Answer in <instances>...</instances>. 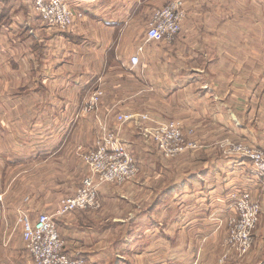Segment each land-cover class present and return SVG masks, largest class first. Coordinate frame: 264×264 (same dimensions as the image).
I'll return each instance as SVG.
<instances>
[{"label": "crops", "instance_id": "1", "mask_svg": "<svg viewBox=\"0 0 264 264\" xmlns=\"http://www.w3.org/2000/svg\"><path fill=\"white\" fill-rule=\"evenodd\" d=\"M170 1L73 0L72 7L81 12L82 16L75 19L69 31L61 33L41 25L32 24L28 28L22 25L21 22H28L24 21L22 14H30L33 0H0V8H4L10 15L9 22L0 27V51H4L3 47L9 51L17 49L19 46L14 38L19 35L23 38L20 42L23 48L19 47L22 63L19 66L8 61L10 69L0 87V158H3L0 159L3 169L1 188H4L3 181H6L8 168L33 162L38 166L62 156L61 153L70 148L76 152L80 149L76 147L79 143L90 151L95 143L89 139L91 129L95 128L98 134L101 124L106 131H114L117 127L116 114H142L141 110L123 108L122 101L126 100V95L121 91L124 89V81L136 88L135 93L131 92L127 96V100L139 97L143 90L167 92L161 100L170 105L171 109L177 110L180 107L183 113H178V119L184 121L185 127L194 129L201 144H209V148L202 152L212 153L207 159L201 160L202 165L212 164L216 154L213 153L217 150L214 146L216 141H206L207 131L213 126L220 125L224 119L236 120L242 114L248 117L249 114H264V106H259V109L246 107L247 102L241 89L248 87L244 84L237 87L235 79L239 72L243 73L241 70L251 66L247 63L246 55L250 62L253 57L264 56L263 48L250 47L252 39L264 36L261 32L264 0H183L186 18L176 41L171 46L146 43V26L152 12ZM17 22L20 24L18 30ZM253 24L257 25L254 29L251 26ZM140 47L143 50L139 64L133 68L129 60ZM1 58L0 62L4 61ZM253 65L256 69L262 67V59L256 58ZM19 70L24 78L20 92L12 79L13 73ZM222 72H231L227 75L229 79L221 77ZM245 77L249 79L252 76ZM97 88L103 91L98 111L81 113L83 103ZM181 94L184 95L183 100ZM250 97L249 101L254 102ZM19 105V111H14ZM257 109L259 112L255 113ZM150 115L154 119L158 117L152 113ZM190 120L195 124L194 127L190 126ZM195 128H199L200 132ZM222 163L219 164L220 168L224 165L231 168L239 163L245 165L241 159H226ZM85 171L87 175L86 166ZM134 184L138 188V183ZM128 186L116 187L124 190ZM103 187L98 192V199L105 203L116 198L105 195ZM2 196H5L4 193L0 195V264H25L24 260L28 257L22 237L19 243L11 245L10 239L5 236L7 223L11 222L10 213L15 214L17 220L20 212L29 215L34 213L28 210L31 205L36 212L47 210L44 205H39L42 196L38 194L31 196L34 203L30 197L29 205L23 195L18 203L8 205L5 202V206L1 203ZM123 198L119 196V199ZM154 202L146 210L140 211L138 217L150 219L156 211ZM87 214L75 212L55 220L64 242L65 254L71 258L85 259L88 264H97L99 259H102L100 263L109 264L108 256L100 253L98 243L99 237L111 227L103 228L102 233L100 229L94 230ZM117 224V228L125 226L123 221ZM181 226L187 228L177 223L130 226L126 238L118 246L122 251L132 243L131 239L144 236L147 230L153 240L140 245L141 249L133 252L131 263L120 255L115 257L113 264H201L200 257L187 256V248L192 247L189 241L192 239L182 234L184 230ZM194 230L197 232L195 235L201 238L213 231L201 227ZM210 242L207 240L194 247L204 252L205 248L211 247ZM156 243L163 250H156ZM116 244L113 243V248ZM160 253L162 255H157ZM260 264H264V260Z\"/></svg>", "mask_w": 264, "mask_h": 264}, {"label": "rangeland", "instance_id": "2", "mask_svg": "<svg viewBox=\"0 0 264 264\" xmlns=\"http://www.w3.org/2000/svg\"><path fill=\"white\" fill-rule=\"evenodd\" d=\"M23 12L26 13L25 10ZM262 14L264 16V9L262 10ZM22 18L25 19L24 21H28L21 22L26 28L34 24L51 29L44 23L42 16L35 12L33 2L30 14H22ZM16 24H18L16 27L18 30L20 24L19 22ZM261 25V32L264 34V24ZM251 26H253V29L257 27L254 24ZM15 34H18V32L15 31ZM9 35L11 36L12 34ZM14 39L17 45L22 47L20 42L23 41V38L19 35ZM162 44L166 45L165 43ZM0 45H2L1 41ZM19 47L17 49L12 48L11 51L3 47L5 52L3 50L0 51V56L4 58V61L1 58L2 62H0V87L1 82L8 75V69H10L8 61L11 60L13 65L19 66L22 63V54ZM250 47L264 49V36L255 40L252 39ZM245 57L248 58L247 63L251 66L246 67L245 70H241L243 73L239 72L237 74L238 77L235 78L237 80L236 86L244 84L248 87L241 89V92H244L242 96L247 102L246 107H263L264 56L253 57L252 62H250L248 55ZM256 58H260L263 61L262 67L257 65L258 69L253 65L256 62ZM230 73L222 72L221 77L229 79L227 75ZM233 75L236 76L235 72ZM246 75H251L252 77L247 79ZM22 77L23 74L20 70L14 72L12 75L18 92H20L21 85H23L24 78ZM121 91L126 95V100L122 101L123 108H129L128 110L130 111L141 110L140 113L149 115L155 122L180 121L178 113L182 114L183 110H180V107L177 110L171 109L170 105L161 100L167 92L163 90H147L144 92L143 90L139 97L134 98V100H127V96L131 92L135 93L136 88H133L126 81H124V89ZM249 95H251L250 98L254 102L251 103L249 101ZM110 99L113 100V97L110 96ZM181 99H184L183 94H181ZM256 101L258 104H255ZM19 107L20 105L14 111H19ZM258 109L253 111L257 113L259 112ZM149 113L155 114L158 117L154 119ZM259 114H249V117L242 114L243 116L236 120L224 119V121L220 122V125L213 126L211 130L207 131L206 141H216L214 146L217 149L213 152L216 153L214 161L209 165H202L200 163L201 160L207 159L209 154L212 153L202 152L209 148L207 146L209 144L205 145L202 143L204 144V148H202L201 141L194 133V129L185 127V123L182 120L180 122L183 125L186 142L194 141L199 147L193 151H185L173 158L164 157L159 146L145 134L144 129L148 128L150 123L137 121L123 125L121 127V139L128 147L139 171L132 181L124 185V187L129 185L124 190L118 189V186L105 185L103 193L107 196L113 195L116 198L112 200L108 199L109 201L105 203L99 199V209L86 211L87 215H89L90 224L94 225L92 226L94 230L100 229L102 233L104 231L102 230L103 228L111 227L99 237L100 243H98L100 253L108 256L109 264H113L115 257L120 255L131 263L133 252L140 250L139 246L144 243L146 244L147 241L152 242V236H148L149 232L147 230L144 236L131 239L132 243H129V246L124 251L119 249L118 246L121 240L126 238L127 230L131 228L130 226L137 224L164 226V224L174 225L176 223L187 226V228L181 226L184 230L182 234H185V237H188L189 240L192 239L189 241L192 243V247L187 248V256L200 257L199 261H201V264H217L220 260H222V264H260V261L264 260V174L253 163L247 161V159H244L245 165L239 163L231 168L225 165L221 168L219 166L226 159L240 160L238 156H228L226 154L228 145H245L260 152L264 157V114ZM190 122L192 123L190 126L194 127L195 124L192 120ZM196 131L200 132L199 128ZM210 131H213V133ZM189 132L193 133L189 136ZM101 137L102 132L100 130L97 134L95 128L91 129L89 139L92 142H96ZM76 147L80 149H77L75 152L74 149L70 148L65 153H61L62 156L49 159L38 166L33 162L25 166L8 168L6 171V181H3L4 188L0 187V195L3 193L5 195L2 196L1 203L5 206V202L8 205L11 203L14 205L19 202L23 195L25 196V201H28L31 196L38 194L42 196L39 199V205H44L47 211L36 212L37 210L32 205L28 210L34 212L33 214L53 215L59 201L63 198L72 197L79 187L82 178L86 175L83 156L89 149H84L81 143L76 145ZM213 164L218 166H212ZM0 176H3L1 164ZM135 182L138 183V188L134 186ZM244 193L249 195V201L252 205H258L259 212L258 222L251 233L252 241L250 247L246 253L242 254L237 247L227 243L225 239L228 235L229 222L237 216L235 203L231 199V196L233 194L242 195ZM119 196H124L125 198L119 199ZM153 200L157 204L156 211L152 214V217L150 219L147 217H144V219L139 218L138 214L140 211L146 210L153 203ZM31 201L34 203V199ZM27 203L29 205L30 201ZM49 211H51V214H48ZM26 214L29 215L28 213ZM31 214L29 216L31 219H34L36 215L32 214V216ZM19 218L20 215L16 220V215L10 213L11 222L8 221L7 223L5 236L10 239L11 245L19 243L21 239ZM120 221H123L125 226L117 228L119 225L117 222L120 223ZM197 227L213 231L209 235L203 236L204 238H201L195 235L197 232L194 229ZM0 234L2 235V233ZM207 240L211 241V247L209 249L205 248L204 252H199V249L194 247V245L206 242ZM114 242L117 244L113 248ZM155 247L156 250H163V247L159 246V243H156ZM166 252L164 251V253ZM157 255H162V253ZM27 257L24 260L25 264H34L28 255ZM98 261L101 262L102 259ZM100 262L97 264H105ZM11 264L15 263L12 262ZM17 264L20 263L17 262Z\"/></svg>", "mask_w": 264, "mask_h": 264}, {"label": "built area", "instance_id": "3", "mask_svg": "<svg viewBox=\"0 0 264 264\" xmlns=\"http://www.w3.org/2000/svg\"><path fill=\"white\" fill-rule=\"evenodd\" d=\"M73 0H33L34 10L51 29L67 32L80 18L81 12L72 7ZM186 18L183 0H172L162 8L154 10L147 23L145 32L146 43H165L172 45L182 30ZM142 47L129 60L131 67L139 64ZM103 91L94 90L83 103L81 113H94L100 106ZM141 121L150 123L145 134L156 143L164 157L173 158L185 151L196 150L199 146L194 141L186 142L183 125L180 121L155 122L147 114L124 113L116 114L117 127L114 131H106L100 124L102 137L94 143L92 150L83 156V163L88 174L85 175L75 194L59 201L53 215L38 214L31 219L25 212H20L21 237L27 255L34 264H88L85 259L71 258L65 254L64 242L57 229L55 218H64L75 212L95 211L100 203L98 192L104 185L123 186L132 181L139 168L128 147L121 139V127L127 123ZM193 132H189V136ZM226 153V151H225ZM228 156L247 159L264 174L263 155L245 145H228ZM264 176V175H263ZM237 212L228 226L226 242L234 245L244 254L249 249L252 236L258 222V205H252L249 195H232ZM217 264H222L220 260Z\"/></svg>", "mask_w": 264, "mask_h": 264}, {"label": "trees", "instance_id": "4", "mask_svg": "<svg viewBox=\"0 0 264 264\" xmlns=\"http://www.w3.org/2000/svg\"><path fill=\"white\" fill-rule=\"evenodd\" d=\"M9 17L10 15L8 14L7 11H5L4 9L0 8V27L1 25H5L9 22ZM156 201L154 202V207L156 208Z\"/></svg>", "mask_w": 264, "mask_h": 264}]
</instances>
